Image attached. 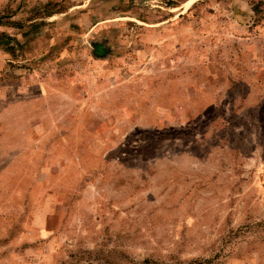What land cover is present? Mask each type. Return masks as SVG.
Masks as SVG:
<instances>
[{"label":"rangeland","instance_id":"rangeland-1","mask_svg":"<svg viewBox=\"0 0 264 264\" xmlns=\"http://www.w3.org/2000/svg\"><path fill=\"white\" fill-rule=\"evenodd\" d=\"M1 32L0 264H264V0H0Z\"/></svg>","mask_w":264,"mask_h":264},{"label":"trees","instance_id":"trees-1","mask_svg":"<svg viewBox=\"0 0 264 264\" xmlns=\"http://www.w3.org/2000/svg\"><path fill=\"white\" fill-rule=\"evenodd\" d=\"M37 27H38L37 24H31V28L34 29L33 31H37ZM6 38H8V40L11 39L9 36H7V34H5L4 32H1L0 33V45H5V44L8 43L7 42L8 40L5 41ZM94 46H95V54H99V51H100L99 49L107 50V48L103 44L95 43ZM194 263H198V260L197 259H193L191 261V264H194ZM135 264H157V262L153 261V260H150V259H145L144 261L139 262V263H135ZM160 264H162V263H160Z\"/></svg>","mask_w":264,"mask_h":264}]
</instances>
